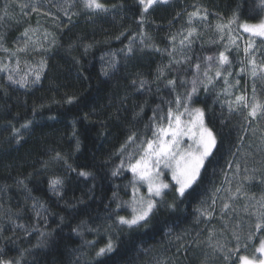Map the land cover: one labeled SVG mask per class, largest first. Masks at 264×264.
Here are the masks:
<instances>
[{
	"label": "trees",
	"instance_id": "trees-1",
	"mask_svg": "<svg viewBox=\"0 0 264 264\" xmlns=\"http://www.w3.org/2000/svg\"><path fill=\"white\" fill-rule=\"evenodd\" d=\"M100 2L106 12L86 9L82 0H0V65L6 66L0 71V260L231 264L224 255L236 247L234 234L243 246L264 211V118L246 119L248 109L230 113L225 101L246 93L251 102L255 85V98L264 102V78L241 72L251 58L244 53L246 42H237V50L227 29L221 39L216 26L234 16L260 20L264 3L167 0L154 4L141 22L138 0ZM21 5L29 6L22 11ZM197 9L207 19L189 24V13ZM189 28L196 32L182 46ZM26 41V50L18 51ZM226 45L231 65L223 71L231 73L229 85H236L229 88L232 95L224 92L228 86L221 77L207 91L200 84L192 97L191 107L204 110L217 139L198 181L183 197L170 187L163 199L156 198L147 222L119 225L117 217L129 212L123 202L131 200L133 179L127 165L135 145H126L127 138L137 133L139 143V137H150L145 126L157 106L164 114L175 108L176 96L192 88L195 65L201 64L199 78L205 80V57H218ZM256 49V59L264 61V44L256 41ZM41 62L45 67L33 82ZM217 67L214 60L210 76ZM9 75L15 81L27 75L26 86ZM168 80H176L175 89ZM56 178L62 181L59 195L49 185ZM109 239L113 251L98 257ZM218 243L224 251L215 249ZM258 243L256 238L241 254L251 256Z\"/></svg>",
	"mask_w": 264,
	"mask_h": 264
},
{
	"label": "snow or ice",
	"instance_id": "snow-or-ice-1",
	"mask_svg": "<svg viewBox=\"0 0 264 264\" xmlns=\"http://www.w3.org/2000/svg\"><path fill=\"white\" fill-rule=\"evenodd\" d=\"M167 3V0H138L141 5V22H143V15L156 3ZM264 3V0H261ZM83 6L86 9L93 12L101 11L106 12L108 9L100 0H82ZM29 5H21V10L27 8ZM115 7V6H113ZM37 9L33 7V11ZM194 18H200L202 20L207 19V15H200L199 9L197 11L189 13L188 23L192 24ZM237 24L238 29L242 30V34H248L249 39L246 41L244 47V53L246 57H251L247 60V68H241V72L250 71L251 76L255 79L257 77L264 78V61H259L255 57L256 41L259 38L260 43L264 44V19L257 23L249 24L247 22L239 23L238 17L234 16L228 21L227 24H218L216 30L221 34V39L227 29L229 35L230 45L235 46L237 50L239 45L237 41L242 38V34L239 36H232L231 26ZM196 32L195 28H189L188 34L180 41L183 46L186 42L191 43L190 37ZM25 36L28 35V30H25ZM175 40V37H172ZM27 47V41L25 47L18 49V51H25ZM229 46H225L224 51H220L218 57L208 56L205 57V61L208 63V68L204 69L203 76L205 80H200L201 64L195 65L196 75L192 79V88L187 92L185 96L177 95L174 101L175 108L169 107L167 113L157 106V110H154L153 117L150 118V124L145 128L151 131V136L144 135L139 137V143H137V133H132L127 138L125 144H134L135 148L133 152L128 154L129 163L128 169L133 175L132 179V197L130 201L123 202L131 209V218L125 216H118L117 223L121 226L126 225L129 228L139 226L142 222H147L155 208L157 207V199H163L166 190L170 189V184L164 182L162 176L164 170L167 169L171 172V187H174L177 198L183 197L188 189L198 181L201 174V169L205 166V162L213 155V149L217 144L216 135L211 128L205 124V112L202 108L191 107L192 97L196 94L200 84H203L204 89L207 91L209 85H212L217 78H224L225 84L228 86L224 89V92L231 96L232 93L229 88L236 85H229L228 76L231 73L225 74L223 69L226 66L231 65L229 56L226 54ZM131 52V48H129ZM187 59V58H185ZM218 61V67L215 70V76H210L209 73L212 70V62ZM180 63V61H176ZM243 63V62H242ZM6 66L0 65V71H4ZM45 67L44 62L38 70L35 71V81L38 82ZM161 75H163V71ZM159 78V77H158ZM8 80L13 83H19L21 87L26 86L27 75L21 77L19 81L13 80L12 75L8 76ZM145 82H141V87ZM182 83H187L186 81ZM239 84V81L236 82ZM167 86L175 89L176 80H168ZM256 88L253 86V100L249 102V99L245 94L237 95L235 100H227L228 110L230 113L240 111L242 109H248L246 119H259L264 118V102L255 98ZM73 98H69L68 103L72 102ZM170 105L172 101L168 102ZM159 112V115H157ZM187 117V118H186ZM27 128L28 123L21 126ZM13 131L19 136V129H13ZM185 138L190 143L187 147H182L185 143ZM122 150H126L125 145H122ZM138 154V157H137ZM134 160V162H132ZM231 166V165H230ZM120 167H124V161H121ZM81 176H88L87 172H80ZM116 171L113 175H117ZM62 184L59 178L49 181L52 191L59 195L57 189ZM139 186H146L147 192L142 193ZM219 191V189H217ZM240 189H237V193ZM215 203V201H213ZM174 207L175 202L168 205ZM35 207V205H34ZM43 207V205H41ZM229 204H225L224 208H229ZM264 208V204L261 205ZM121 208V204H117V209ZM39 214V213H38ZM201 214H206L202 211ZM18 227H23L18 225ZM264 211H261L257 217V222L254 226V231H250L247 236V241L243 246L240 244L241 237L234 234L236 240V247L234 249H228L224 255L225 261H230L231 264H264ZM43 235V234H42ZM256 238H259V243L255 246L254 253L249 256L241 254V251L246 252L249 243H254ZM92 243V242H89ZM115 245L111 239L108 243L100 248L96 255L103 256L106 253L112 252ZM216 250L224 251L225 246L223 244H217L214 246ZM0 264H11V261L0 260Z\"/></svg>",
	"mask_w": 264,
	"mask_h": 264
},
{
	"label": "rangeland",
	"instance_id": "rangeland-1",
	"mask_svg": "<svg viewBox=\"0 0 264 264\" xmlns=\"http://www.w3.org/2000/svg\"><path fill=\"white\" fill-rule=\"evenodd\" d=\"M120 13H122V12H120ZM262 19H264V17L261 18L260 20H262ZM260 20H257V21H254V22H248V21H243V22H241V21L238 20V22H239V23L247 22V23H249V24H254V23L259 22ZM232 27H233V30H234V37H235V36H239V35L242 34V30H239V29H238L237 24H233ZM247 38L249 39L248 34H242V38L239 39L237 42L239 43V41H242V43H245ZM257 41H260L259 38H257ZM261 53H263V51H262ZM259 58L262 59L261 56H259ZM195 108H196V107H195ZM199 108H200V107H199ZM186 118H187V117H186ZM188 143H190V141H187V138H185V143L182 145V147H187V144H188ZM162 179L164 180V182L169 183V184H170V187H171V182H170V181H171V172H170L169 170H167V169L164 170V174H163V176H162ZM139 187H140L142 193H146V192H147V188H146V186H139ZM130 188H131V190H130V193H131L130 196L132 197V184H131V187H130ZM131 215H132V213H131V209L129 208V212L127 213V215H126L125 217H127V218H131ZM252 254H253V253H252Z\"/></svg>",
	"mask_w": 264,
	"mask_h": 264
}]
</instances>
